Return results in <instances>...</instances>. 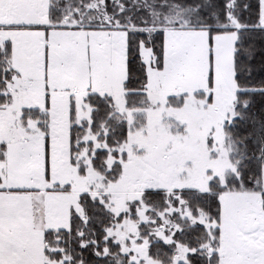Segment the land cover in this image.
Returning a JSON list of instances; mask_svg holds the SVG:
<instances>
[{"label":"snow or ice","instance_id":"6c2138e0","mask_svg":"<svg viewBox=\"0 0 264 264\" xmlns=\"http://www.w3.org/2000/svg\"><path fill=\"white\" fill-rule=\"evenodd\" d=\"M0 264H264V0H0Z\"/></svg>","mask_w":264,"mask_h":264}]
</instances>
